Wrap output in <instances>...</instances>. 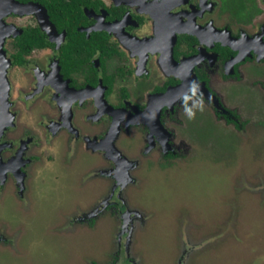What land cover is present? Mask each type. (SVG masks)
<instances>
[{"label":"flooded vegetation","instance_id":"1","mask_svg":"<svg viewBox=\"0 0 264 264\" xmlns=\"http://www.w3.org/2000/svg\"><path fill=\"white\" fill-rule=\"evenodd\" d=\"M259 96L264 0H0V195L27 201L32 168L61 150L68 164L94 154L90 175L112 191L68 216L111 212L133 236L147 222L126 196L139 160L119 140L158 166L187 164L200 115L256 134ZM127 238L113 259L123 244L124 264H138ZM1 242L13 239L1 230Z\"/></svg>","mask_w":264,"mask_h":264},{"label":"rangeland","instance_id":"2","mask_svg":"<svg viewBox=\"0 0 264 264\" xmlns=\"http://www.w3.org/2000/svg\"><path fill=\"white\" fill-rule=\"evenodd\" d=\"M199 118L198 146L187 164L158 166L142 158L136 140H119L125 157L139 160L136 184L126 190L129 205L147 217L131 243L137 263L264 264V119L256 134L238 135ZM64 153L32 168L27 201L0 195V231L13 239L0 243V264L125 263L123 244L120 261L113 259L127 234L115 215L91 225L68 216L93 211L112 182L90 175L94 154L68 164Z\"/></svg>","mask_w":264,"mask_h":264},{"label":"water","instance_id":"3","mask_svg":"<svg viewBox=\"0 0 264 264\" xmlns=\"http://www.w3.org/2000/svg\"><path fill=\"white\" fill-rule=\"evenodd\" d=\"M126 225L127 224L124 223V229H123L124 233H126L128 231V230L125 229ZM127 233H128V238H127L126 249H127V251H129L130 245L132 243V234L129 231Z\"/></svg>","mask_w":264,"mask_h":264},{"label":"trees","instance_id":"4","mask_svg":"<svg viewBox=\"0 0 264 264\" xmlns=\"http://www.w3.org/2000/svg\"><path fill=\"white\" fill-rule=\"evenodd\" d=\"M251 192H255V190H252Z\"/></svg>","mask_w":264,"mask_h":264}]
</instances>
